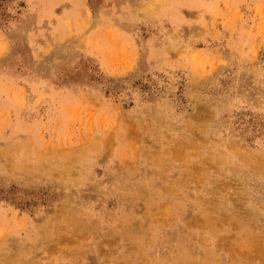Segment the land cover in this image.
<instances>
[{
    "label": "rangeland",
    "instance_id": "374dc122",
    "mask_svg": "<svg viewBox=\"0 0 264 264\" xmlns=\"http://www.w3.org/2000/svg\"><path fill=\"white\" fill-rule=\"evenodd\" d=\"M0 264H264V0H0Z\"/></svg>",
    "mask_w": 264,
    "mask_h": 264
}]
</instances>
